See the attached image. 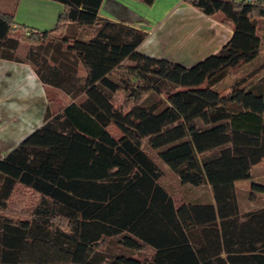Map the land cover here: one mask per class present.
I'll return each mask as SVG.
<instances>
[{
	"label": "trees",
	"instance_id": "obj_1",
	"mask_svg": "<svg viewBox=\"0 0 264 264\" xmlns=\"http://www.w3.org/2000/svg\"><path fill=\"white\" fill-rule=\"evenodd\" d=\"M58 1L47 29L0 8V57L70 97L54 110L48 96L43 123L0 152V264H264V205L241 210L236 187L264 157V62L225 93L191 88L217 92L259 55L264 0H186L232 27L191 65L140 51L148 31L102 17V0ZM161 164L204 191L178 202ZM17 185L39 196L26 215L6 210Z\"/></svg>",
	"mask_w": 264,
	"mask_h": 264
},
{
	"label": "crops",
	"instance_id": "obj_2",
	"mask_svg": "<svg viewBox=\"0 0 264 264\" xmlns=\"http://www.w3.org/2000/svg\"><path fill=\"white\" fill-rule=\"evenodd\" d=\"M139 1L102 0L99 14L146 29L148 34L138 47L146 54L191 65L217 51L232 34V27L222 22L218 13L206 14L186 0H153L150 10L154 13L149 20L133 7ZM62 9L58 0H16L15 20L31 28L47 29L56 23ZM47 86L29 62L0 57L2 155L43 123L49 102Z\"/></svg>",
	"mask_w": 264,
	"mask_h": 264
},
{
	"label": "rangeland",
	"instance_id": "obj_3",
	"mask_svg": "<svg viewBox=\"0 0 264 264\" xmlns=\"http://www.w3.org/2000/svg\"><path fill=\"white\" fill-rule=\"evenodd\" d=\"M142 1L143 0L139 1L138 4L133 7L136 8L137 10L136 12L139 14V16L142 15L144 16L143 18L146 17V19L149 20L150 16H152V13H154V10H150L152 8L150 5L153 2L150 4H145V2ZM15 2L16 0H0V8L4 10H12L16 8ZM169 4L170 3L168 2V4H166V7H169L170 6ZM147 6L148 8H146ZM126 9L127 11H130L129 6H127ZM155 11H158V7H155ZM217 13L221 15L220 12ZM14 18L16 19V16ZM257 24H258L259 32L262 37L261 50L259 55L255 57L253 60L231 69L229 74L216 85V88L218 90L217 92H215L216 91L215 88H208L205 85L192 86L191 88L194 91L209 96L216 95L218 92L225 93L230 90V84L234 78H236L239 75L245 74L247 71L251 70L252 68L264 62V17L263 16L257 18ZM83 28H89V27L84 26ZM91 29L92 28H90V30ZM19 31H22V29H20ZM20 51L21 54H24L25 48L22 47ZM263 73H264V66L259 69V72L257 76H255V78L258 79ZM131 81L133 82L136 80L132 78ZM46 90L48 92L47 93L48 96L51 99L50 100L51 107L54 110L59 109L70 100L69 95H67L65 92H63L61 89L57 87L47 86ZM114 97L116 99V103L118 104L122 103L126 108L134 102L129 92H125L122 89L116 91ZM111 128L116 130V128L113 126ZM161 165L164 168V176L162 177V181H164V183L171 189L178 202L181 201L184 198V195L186 194L189 193L198 194L201 193L202 190L204 191L205 188L201 186L193 187L192 190L190 187L182 185L178 180V178L176 177V175L168 167H166L163 164ZM252 180H258V181L264 180V157L253 166L252 178L237 181L236 184L237 195L241 210L264 205V192H259V191L251 192L250 183ZM250 193L252 194V196L250 195ZM38 197H39L38 194L34 192L32 189L27 188L23 185H17L14 190L13 196L9 201L10 204L6 210L9 212L10 210H15L16 208L17 209L16 213H18L19 215H26L31 210L32 206L36 203Z\"/></svg>",
	"mask_w": 264,
	"mask_h": 264
}]
</instances>
